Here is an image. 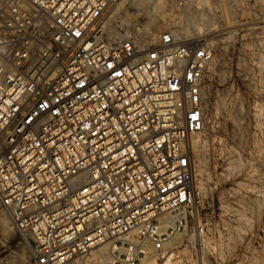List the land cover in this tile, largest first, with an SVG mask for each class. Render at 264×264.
<instances>
[{"label":"built area","instance_id":"2783aa9c","mask_svg":"<svg viewBox=\"0 0 264 264\" xmlns=\"http://www.w3.org/2000/svg\"><path fill=\"white\" fill-rule=\"evenodd\" d=\"M107 4L0 0V216L31 264L128 235L159 246L200 198L212 49L170 29L144 41Z\"/></svg>","mask_w":264,"mask_h":264},{"label":"rangeland","instance_id":"374dc122","mask_svg":"<svg viewBox=\"0 0 264 264\" xmlns=\"http://www.w3.org/2000/svg\"><path fill=\"white\" fill-rule=\"evenodd\" d=\"M106 15L139 36L170 29L212 49L204 126L193 141L200 198L157 253L128 235L66 264H109L117 255L126 264H264V0H108ZM142 244L147 252L136 254L145 256L128 260ZM0 264H31L1 218Z\"/></svg>","mask_w":264,"mask_h":264},{"label":"bare ground","instance_id":"6f19581e","mask_svg":"<svg viewBox=\"0 0 264 264\" xmlns=\"http://www.w3.org/2000/svg\"><path fill=\"white\" fill-rule=\"evenodd\" d=\"M133 1V0H132ZM136 1V0H135ZM138 1V0H137ZM153 7V6H152ZM195 30H199L198 28H194ZM173 31V30H172ZM173 33L174 34H176V35H179L176 31H173ZM142 40H144V41H148L149 39H150V41L151 40H154L155 39V36H153V32L152 31H148V30H146V31H144L143 32V34H141L140 36H139ZM182 216H181V213L180 214H174V215H172L170 218H168V219H166V231H164L163 232V237H161V244H165L166 242H168V240H169V238H170V236L172 235V233H173V230H174V228L175 227H177V225L179 224V221L180 222H182V220H179V218H181ZM0 218H1V220L4 222V224L6 225V226H8V228L10 227L11 228V225H10V223L8 222V220H7V218H6V216H3V215H1L0 216ZM181 226H183V224L181 225H178V228L180 229L181 228ZM123 239H125L124 237L123 238H121L120 240H118L117 242H118V244L120 243H122V244H125L126 243V241L125 240H123ZM102 244H106V243H102ZM117 244H112V245H110L109 247L111 248V249H113L114 248V246H116ZM147 249H148V247H146V245H140V246H138V247H136L135 249H134V251H135V254H129L128 255V260H130V261H133L135 258H138V257H144L145 256V254H136L137 252H139V253H142V251H146L147 252ZM149 249L150 250H154L156 253H157V246L155 245V246H150L149 247ZM146 255H148V254H146ZM155 255H157V254H155ZM102 257V255H98V257ZM111 256L112 257H115V254H111ZM126 264V263H125ZM148 264H156V262L155 261H150Z\"/></svg>","mask_w":264,"mask_h":264}]
</instances>
